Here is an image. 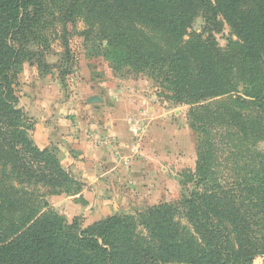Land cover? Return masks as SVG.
Instances as JSON below:
<instances>
[{
    "label": "trees",
    "instance_id": "1",
    "mask_svg": "<svg viewBox=\"0 0 264 264\" xmlns=\"http://www.w3.org/2000/svg\"><path fill=\"white\" fill-rule=\"evenodd\" d=\"M201 10L232 28L226 51L185 40ZM80 21L119 66L149 72L179 99L225 96L239 79L264 117V0H0V264H252L264 255V155L241 130L224 138L200 115L193 129L206 141L184 174L188 196L81 231L42 213L43 191L68 192L73 181L29 139L14 85L26 64L47 66L54 48L70 62Z\"/></svg>",
    "mask_w": 264,
    "mask_h": 264
},
{
    "label": "rangeland",
    "instance_id": "2",
    "mask_svg": "<svg viewBox=\"0 0 264 264\" xmlns=\"http://www.w3.org/2000/svg\"><path fill=\"white\" fill-rule=\"evenodd\" d=\"M86 29L82 21L70 27V62H64L62 51L54 48L47 66L26 64L14 85L17 107L30 119L29 139L38 148L47 141L48 146L39 149L57 156L73 181L68 192L57 190L49 195L43 191L49 207L42 213L54 211L81 231L108 218L134 215L188 196L194 185H183L184 174L196 169L206 141L204 133L193 129L195 115L207 122L214 120L217 125L211 126L224 138L241 130L252 149L248 150L264 155V117L254 100L245 96L248 86L242 81L235 80L236 91L225 96L181 100L149 72L119 66L109 57L107 42L98 34L87 37ZM197 36L213 39L221 51L237 40L223 17L211 23L203 10L185 40ZM221 115L222 121H217ZM110 119L129 124L127 154L120 151L112 126L117 122ZM92 122L97 127L85 129ZM82 133L96 152L107 148L109 157L107 175V170L95 173L103 183L101 187L96 184L97 193L88 200L84 171L78 165L66 169L59 156V145L66 141L77 145ZM252 264H264V255Z\"/></svg>",
    "mask_w": 264,
    "mask_h": 264
},
{
    "label": "crops",
    "instance_id": "3",
    "mask_svg": "<svg viewBox=\"0 0 264 264\" xmlns=\"http://www.w3.org/2000/svg\"><path fill=\"white\" fill-rule=\"evenodd\" d=\"M89 103V101H87ZM95 106V105H93ZM89 107L90 106L89 104ZM110 117V116H109ZM108 116L105 117V121H107ZM100 120V117L98 118ZM102 119V118H101ZM110 121H116L117 123H114L112 126H114V131L117 135L118 141L120 143V151L122 154H127V150L129 148V139H130V129L129 124L125 123L124 121H117V120H111ZM93 123V122H92ZM86 124L85 129L90 127H97L95 123L93 124ZM108 123V122H105ZM111 123V122H110ZM109 123V125H110ZM99 124V123H97ZM35 137H38V131L35 132ZM81 142L77 143V145H74L73 141H67L62 142L59 145V156L61 158V161L66 169L73 170L75 165H78L80 168V171H84L83 175V181L85 184V187L88 190V193H84L87 200L92 196V194L97 193L96 184H98L99 187H101L103 181L99 180V176H97L95 173L99 171H106V174L104 177H106L108 169L107 166L109 165L107 162L108 153L107 148L100 149L99 152H96L93 149V146L90 144L91 142L84 141L83 139V133L81 134ZM73 140V139H72ZM39 148H46L47 141L43 142L40 146L38 144ZM80 151V152H79ZM77 157L81 159L80 161L77 160ZM96 170V171H94ZM76 205V204H73Z\"/></svg>",
    "mask_w": 264,
    "mask_h": 264
}]
</instances>
